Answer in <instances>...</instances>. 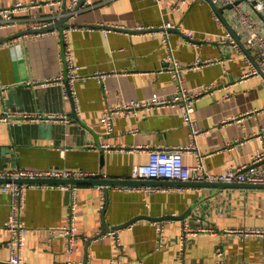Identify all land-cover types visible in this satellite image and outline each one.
I'll return each instance as SVG.
<instances>
[{"label":"crops","instance_id":"obj_1","mask_svg":"<svg viewBox=\"0 0 264 264\" xmlns=\"http://www.w3.org/2000/svg\"><path fill=\"white\" fill-rule=\"evenodd\" d=\"M32 1L58 0H0V6ZM177 1L92 0L90 7L71 15L66 22L70 26L63 29L28 33L35 22L1 29L0 39L23 34L0 43V83L8 87L0 102V169L82 170L95 174L89 178L93 180L127 181L135 165L149 161L146 152L135 148L193 142L206 155L204 164L211 173L250 164L260 149L259 141L249 139L235 148L230 143L254 137L264 125V77L250 74L242 51L218 42L227 26L215 19L208 1L196 0L173 11ZM50 10L34 14L46 22ZM67 12L55 19V25L70 16ZM168 24L175 27L166 30ZM88 27L94 29L88 31ZM180 28L194 31L195 38L189 39ZM167 44L183 65L199 59L221 60L184 75L188 89L218 87L197 102L192 115L204 133L193 140L179 107L172 105L134 118L117 117L114 131L106 133L100 122L106 108L175 91ZM68 45L83 77L71 87L64 76ZM101 73L108 78L95 76ZM7 112L18 116L3 121ZM234 117L241 121H232ZM102 145L114 149L107 151ZM184 161L190 166L197 163L190 152ZM156 182L167 189L152 193L130 184L90 183L28 188L21 212L28 228L24 264H222L216 255L218 247L225 251V264H264L261 238L242 240L222 234L231 228L264 227V187H180L167 186L165 180ZM74 199L78 235L69 252L68 239L56 229L68 224ZM10 203L11 196L0 190V264H9L11 257L10 233L5 228ZM168 216L183 217L194 226H213L218 233L191 236L182 255V220H165L163 232L154 223ZM127 223L131 224L116 229ZM109 230H117L118 236H100Z\"/></svg>","mask_w":264,"mask_h":264},{"label":"built area","instance_id":"obj_2","mask_svg":"<svg viewBox=\"0 0 264 264\" xmlns=\"http://www.w3.org/2000/svg\"><path fill=\"white\" fill-rule=\"evenodd\" d=\"M160 3L162 0H155ZM196 0H178L171 6L173 11L181 10L184 6L189 5ZM213 7L215 19L221 24L227 26L226 32L219 37V43L229 46L233 50H240L244 53L246 62L251 67L250 74L264 77V0H206ZM92 0H71L68 5L62 1H50L40 3L32 1L30 3L17 2L11 6H0V30L1 29H17L21 24L35 22L31 29L39 30L55 25V19L66 10L67 14L75 15L81 8L91 6ZM84 3V5H83ZM83 5V6H82ZM49 7L51 15L48 16L46 22H40V16L35 15L36 11L41 12ZM218 10L221 13H218ZM175 27L172 24L165 25L166 30ZM92 27L87 30L91 31ZM143 30V27H139ZM103 30H106L105 28ZM189 39L195 38V32L192 30L180 28ZM67 33V32H66ZM65 37L67 36L64 34ZM167 40H165L166 42ZM169 56L167 61L170 63L168 71L171 73L176 82V89L171 95L155 94L149 99H131L119 103L116 106L106 108L101 116V124L105 132L110 134L114 131V125L117 117L134 118L144 111L161 108L164 106L179 107L185 122L190 126L193 140L200 134L204 133L193 120L192 115L196 110L197 102L206 95H211L218 88L216 84H211L200 89H188L184 84V75L192 69H200L205 65H210L221 60L199 59L192 64L183 65L174 56L173 48L169 47ZM244 50V51H243ZM66 71L64 76L68 85L71 87L78 79H83L78 68L73 62L70 47L65 50ZM98 79H107V73L95 75ZM8 87L0 83V102L3 100L4 94ZM28 117V115H21ZM18 116L17 113L7 112L2 117L3 121ZM63 118L62 115L58 116ZM56 118V117H51ZM232 121H241V118L234 117ZM230 122V121H227ZM206 132V131H205ZM249 139H256L260 143V149L253 157L250 164L239 167L230 168L222 173L215 174L209 172L204 164L206 155L201 153L197 148L196 142L189 145L171 146L164 148L155 147H138L137 151L146 152L149 161L145 164L135 165L132 171L131 180H167V181H183V182H210V183H227V184H264V125L260 131L247 139L239 141L236 145L230 143L231 148L242 145ZM101 148L112 151L114 147L102 145ZM187 152L193 153L197 159V163L193 166L187 165L184 161ZM96 175L82 170H61V169H27V168H2L0 169V190L11 196L10 213L5 221V228L10 233L8 247L11 257L9 264H24L22 252L25 246V240L28 228L21 219V212L26 205V191L34 186H47L42 182H32L36 180H85L94 178ZM22 180H28L25 182ZM54 186V184H52ZM62 189H70L68 185H60ZM131 188H141L152 193L165 191L167 187L159 185H131ZM182 187V186H180ZM75 187L72 188L75 191ZM77 202L74 199L70 204L69 222L66 226L56 229V232L69 241L68 251L72 252L77 241L76 222H77ZM168 220V219H167ZM165 220H157L159 231L165 229ZM180 235V251L184 255L186 245L191 236L201 233L217 234L218 231L210 225L194 226L187 220H182ZM107 234L118 236L117 230H109L102 236ZM223 235H236L243 239L252 237L261 238L264 243V227L257 228H231L222 232ZM216 255L222 264L224 262L225 251L222 247H218ZM59 264H78V263H59ZM87 264V263H86Z\"/></svg>","mask_w":264,"mask_h":264},{"label":"water","instance_id":"obj_3","mask_svg":"<svg viewBox=\"0 0 264 264\" xmlns=\"http://www.w3.org/2000/svg\"><path fill=\"white\" fill-rule=\"evenodd\" d=\"M218 13H221L220 10H218ZM71 18V16H64L63 19L57 23L56 25H52L43 29H39V30H35V29H31L29 31H27L28 33H40V32H47L53 29H63L64 27H68L70 26L68 23H66L69 19ZM22 33H18V34H14L11 37H7L6 39H0V43L5 42L7 40L13 39L15 37H18L20 35H22ZM25 182H29L28 180H22ZM167 181V180H165ZM0 182H4L2 180H0ZM32 182H44V183H66V184H75V185H80V184H85V183H90V184H97V185H117V184H130V185H147V186H151V185H165V184H159L156 181H151V180H127V181H123V180H108V179H102V180H93V179H87V180H36V181H32ZM169 185L167 186H200V187H204V186H219V187H224V186H234V185H242V186H250V187H264V184L262 185H251V184H227V183H210V182H183V181H167ZM194 207H192L190 210H192ZM167 219H179L182 220L184 219L183 217H175V216H168L166 218L163 219H157L159 221L161 220H167ZM131 223H127L126 225L123 226H119L116 227V229H120L126 226H129Z\"/></svg>","mask_w":264,"mask_h":264}]
</instances>
